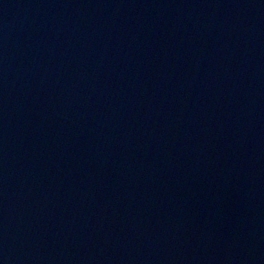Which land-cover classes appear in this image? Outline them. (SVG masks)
Here are the masks:
<instances>
[{
  "label": "water",
  "instance_id": "1",
  "mask_svg": "<svg viewBox=\"0 0 264 264\" xmlns=\"http://www.w3.org/2000/svg\"><path fill=\"white\" fill-rule=\"evenodd\" d=\"M0 264H264V0H0Z\"/></svg>",
  "mask_w": 264,
  "mask_h": 264
}]
</instances>
